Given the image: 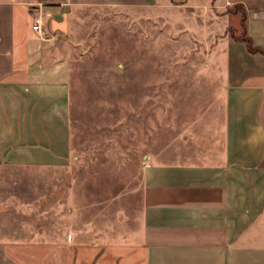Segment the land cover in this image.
<instances>
[{
    "label": "crops",
    "instance_id": "crops-1",
    "mask_svg": "<svg viewBox=\"0 0 264 264\" xmlns=\"http://www.w3.org/2000/svg\"><path fill=\"white\" fill-rule=\"evenodd\" d=\"M66 4L180 5L238 20L242 32L224 37L218 137L195 158L144 165L128 233L94 239L0 221V264H264V0H0V169L70 156Z\"/></svg>",
    "mask_w": 264,
    "mask_h": 264
},
{
    "label": "rangeland",
    "instance_id": "rangeland-1",
    "mask_svg": "<svg viewBox=\"0 0 264 264\" xmlns=\"http://www.w3.org/2000/svg\"><path fill=\"white\" fill-rule=\"evenodd\" d=\"M64 10L58 40L70 57V156L54 168L2 167L0 221L118 237L137 226L147 162L195 158L216 141L224 37L240 34L241 24L180 5ZM231 64L240 75L241 63Z\"/></svg>",
    "mask_w": 264,
    "mask_h": 264
},
{
    "label": "built area",
    "instance_id": "built-area-1",
    "mask_svg": "<svg viewBox=\"0 0 264 264\" xmlns=\"http://www.w3.org/2000/svg\"><path fill=\"white\" fill-rule=\"evenodd\" d=\"M33 28L38 30L41 29V23L39 19H36V22L33 24Z\"/></svg>",
    "mask_w": 264,
    "mask_h": 264
},
{
    "label": "trees",
    "instance_id": "trees-1",
    "mask_svg": "<svg viewBox=\"0 0 264 264\" xmlns=\"http://www.w3.org/2000/svg\"><path fill=\"white\" fill-rule=\"evenodd\" d=\"M242 38H243V36H242ZM249 45V44H248ZM250 46V45H249Z\"/></svg>",
    "mask_w": 264,
    "mask_h": 264
}]
</instances>
